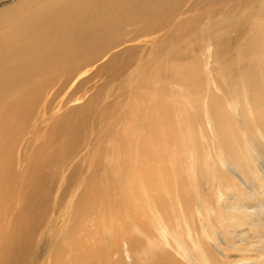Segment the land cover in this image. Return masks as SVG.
Listing matches in <instances>:
<instances>
[{
  "label": "bare ground",
  "instance_id": "1",
  "mask_svg": "<svg viewBox=\"0 0 264 264\" xmlns=\"http://www.w3.org/2000/svg\"><path fill=\"white\" fill-rule=\"evenodd\" d=\"M201 2L202 0H0V209L4 210L0 214V233L3 231L2 220H4L6 214L9 215L15 197L19 198L18 206L20 205V209L16 213V224L12 226L9 238L0 246V264H36L39 255V250H36V248L41 247L38 246L40 245L39 243L42 240L45 241V232L52 226L49 225V223L52 224V217L48 216V213L51 212L49 201L54 191V181L60 175H64L67 168H71L73 172L68 176L66 182L73 183L74 185L84 183V185H87L86 189L96 188L98 177L93 173L92 177L87 178V181L83 182L82 179H78L79 181L77 180L76 183L75 179L84 164H88L89 166L95 165L94 171L96 173L99 166L104 163L103 174L100 177L103 185L107 181L114 187H117L120 181H122V174L114 175L115 170L117 171L115 168L117 165L119 168L121 165L131 166V162L130 160H125L124 162H120V160L116 161L118 158L115 160L116 151L113 145L106 143L104 148H98L101 153H97L99 150L95 151L93 156H100V159L94 162L93 159L90 161V154L88 157H85L81 153L82 138L87 143L92 144L93 141L97 143L96 140L104 137L101 134V123L107 118L112 117L114 119L119 116V105L122 103V100L119 98L109 102L103 101V98L101 99L99 94H95L90 97L84 106L73 110L75 111L74 118H70L73 111L69 113V116L65 113L56 117L49 126L46 144L38 148L37 152L34 153L32 163L28 162L25 167L21 168L25 172L19 175L16 174L15 170L16 153L18 151L19 153L24 152V148L21 147L23 142L19 145L18 143L22 139L21 135L25 136L27 134V132H23L27 130L30 122L33 130H39L41 124L48 122L45 118L49 112L53 111V104L58 97L64 94L65 96L67 95V99L71 100L92 82L94 76H96L95 73L98 72L97 70L90 73L94 68L96 59H98V63V61L107 56L106 53H110L113 48L122 44L120 37L135 33L132 37V40H135L138 34H146L147 32L153 34L146 35L147 37L151 36V40L148 41L151 44V50H146L148 46L144 45L143 49L140 50L141 56L139 58L138 55L135 56L137 59H134L133 62L135 61L137 68L134 67L133 69L131 63V80L129 81H131V88L135 83H142L143 90L145 89L144 85L148 89L152 84L157 85L158 90L160 89L159 91L156 89L158 92L166 91L168 86H182L183 82L189 79L187 72L185 75L181 74L179 66L175 70L174 62L180 61L176 53L181 52L179 43H177L178 40L185 39V34L191 38L196 36L200 38L203 35L208 36L207 47H205L201 54V57L205 58L207 62L203 67L201 66L202 71L205 72L206 83L201 79V72H198L197 61L191 67L190 76H193V85L200 90V93L197 91V95H194L197 100L195 106L198 110L201 109L199 114L204 113V117L199 118L209 128L207 133L211 132L212 135H215L214 138L220 141L216 151V162L220 163V165L217 166L211 163L213 159L210 162L212 152L208 150V134L206 133V129L202 128L199 130L200 137L205 141L204 150L199 151L197 147H190V143H188V148L186 147L187 149L183 155L181 153L183 149H180L183 148L181 147L183 139H181L179 146L178 142H180V138H178V133H173V135L175 133L177 135V137L176 135L172 137L174 139L173 143H171L172 139L170 140L169 128V134H165L167 124L164 116L171 112L170 109L168 110L165 107V103L162 101V103L157 102L154 105L152 100H149V105L148 103H145L144 106L136 104L137 110L141 108L147 112L142 125L145 123V125L156 126L153 131L159 134H155V136L154 134H145L144 138L139 137L140 135L135 136L133 138L135 140L137 138L138 141L131 142L128 137L124 136L131 129V116L128 114L130 118L125 116V120H120L123 118L119 117L117 122L114 121L113 131L122 133V139L127 140V144H124V148H127L126 152L130 153L131 146H133L137 152L141 153L143 157L142 163L147 165L143 170L137 169L135 166L130 169L134 174L132 177L131 195L135 198L133 201L141 203L140 206L137 204L134 210L137 213L139 208L143 209L145 213L142 215H146L145 219L149 222L147 228L151 230L150 224L152 223L159 236L161 246L164 248L171 247L187 264H262L263 261H259V258L255 254H249L250 252L246 254H234L236 252H243L238 248L235 238L239 236L237 231L246 224L238 219L236 215H223L225 214L223 212L225 211L224 208L229 206L224 204L223 210H221L222 206L218 201L219 194L217 193H221V191L217 189H221L223 185V188L227 187L228 181L227 179L225 180V175L221 170L227 171L233 168L237 172L240 171L242 176L238 177L245 186L246 183L250 184L253 180L259 178L261 172L264 173L263 170L258 168L259 164L261 165L262 163L264 165V48L260 47L258 49V56L252 58L250 64L247 63L248 60H243L241 66H243L242 71L244 73L242 76L235 74L232 78L226 79L224 74H222L226 72L224 69L220 70L222 72L220 74L224 77L227 85L224 93L227 97L234 99L237 106L240 99L239 96L244 92L245 111L241 110L242 106H240L241 109L237 107L233 108V105L228 100L233 113L239 116V119H236L239 126L250 125L258 132L255 138H250L252 136L248 132L250 129L242 131L240 128L243 137L244 135H249V137H246V140L244 139V147L246 148L244 155L249 156L250 160L245 159V156L239 153L238 147L241 143L237 141L236 134L228 132L227 128L229 121H231V116L227 110L223 109V100L218 98L217 94L215 96L211 93L212 87H214L212 81H215V79L211 78V75L214 76L216 70L214 71V69L209 67V60L213 58L212 47L216 46V50L220 48L225 43L224 41L228 40L230 33L241 34L243 39L249 41L247 39L248 34L257 35L262 30L264 22H259L255 17L251 19V16H264V0H210V7L205 14L196 13L193 17L185 19L183 15L188 11L192 13L200 10L195 8ZM254 6H257L258 9L250 17L246 13L242 18L236 16L234 19H229L223 24H221L223 21L218 19V24L221 25L214 28L212 32L207 30L203 34V27L211 24L216 16H220V18L224 17L226 12L234 10L235 7H244V10H247ZM181 27L184 28L180 29ZM126 28H128V31H126ZM218 30H223L222 34L215 33ZM162 31L164 35H162ZM231 45L232 42L226 46L229 49ZM160 50L161 55L164 54L163 61L166 62L169 57L173 59L171 62H166V69L164 62L162 66L158 62ZM219 54L220 52H217V58ZM115 60L116 56L112 58V63L108 65L112 67ZM224 60L228 63V60ZM152 66L164 68L166 73L164 71L162 74H155L153 78L151 76L147 77V75L153 72ZM99 69L101 72L110 68L104 65ZM236 69L237 71L240 70L238 66H236ZM216 73L218 72L216 71ZM201 81L205 83L204 87L201 86L203 84ZM86 90L88 91L89 88L87 87ZM143 90L142 92H145ZM240 90H243V92H240ZM134 95L137 97L136 94ZM180 95L183 97V94ZM81 98V96L77 97L76 100H80ZM200 98L204 99L203 103ZM133 99L135 100L136 98L133 97ZM175 101V103L178 102L177 99ZM143 103L141 104L143 105ZM97 104L100 106L98 114H96ZM186 104L183 106H173L176 110L173 109L170 121L175 123L176 120L177 123H180L183 118V122L191 120L192 115L188 114L191 111L195 112L197 110L189 102L190 106ZM187 106L188 108L190 107V112L188 109L185 111V107ZM203 106L204 109H202ZM81 111H83L81 117H75V114ZM174 111L176 112L174 113ZM178 111L185 115L179 120V116H177L179 114ZM197 117L194 118L197 119ZM213 122L216 124L215 128ZM153 131L151 130L150 132ZM137 132L138 130L136 129L135 135H137ZM185 134L192 136L195 142L193 137L195 131L191 129L184 133V136H181V138H186L187 140L188 137ZM142 138L145 141L142 142ZM169 140L170 145L167 144ZM189 140L192 141V139ZM30 141L33 142L34 139ZM170 146L176 148L170 150ZM167 147L168 152L166 151V155L168 154L169 159L165 160L161 158L164 155L162 150H166ZM105 148L106 150L109 148V154L103 159L104 156L102 154L105 152H102V149ZM154 152V157H157V159H148V157L150 158L148 155ZM25 159H27L26 155ZM151 160L155 163L156 168L154 169L149 167ZM185 162L187 165L181 167L185 169V174L180 175L182 174V169L175 167L184 166L182 164ZM72 164L73 167H71ZM167 164L172 165L173 169H175V172L174 170L171 173L169 172L171 175L164 169ZM30 166H32V173L28 178L25 174L29 171ZM151 170L158 172L153 180L158 178L159 181L155 183L150 179L151 182L146 186L143 177L149 175V171ZM235 171H233V174H235ZM137 174H139V180H135L138 177ZM250 174H255V176ZM178 175L181 176L180 179L177 177ZM62 179H65V177L63 176ZM213 189H216V191ZM142 190L150 194L145 195L150 199L145 200L141 195ZM108 191H110V188ZM108 191L106 188V193H109ZM177 192H182L181 196L180 193L177 196ZM205 192L208 195L211 193L212 198L216 197L219 209L211 207V200L210 198L207 199ZM85 197L84 193L80 200H77L78 204L74 207L76 214L80 218H82L83 211V213H86V216L89 213L93 215V212L99 206L91 203L87 207L88 210L85 211L82 205L86 200ZM189 197L194 198L193 210L188 205ZM124 200L125 204L126 201L128 204L126 197ZM152 203H155V207H153ZM81 206L83 207V211L81 210ZM108 206H113L111 201H108L105 208ZM71 209L72 207H70ZM110 210L113 211V209ZM59 211L56 214H59ZM77 215H73L75 220L77 219ZM237 215L239 216V214ZM86 216L85 219H91L89 227H94L96 231L98 227L95 223V218ZM148 217L150 220L147 219ZM239 217L241 218V216ZM194 224H199L201 231L196 232L192 227ZM209 228L211 233L215 235H219V232H217L219 228L231 234L227 245L232 247L231 250L234 253L224 254L222 258H225L226 261L217 255L210 257L211 260H209L206 250L202 248L205 243L209 244L210 242V239L203 232H208ZM79 230L83 231L82 228ZM105 231L107 232V229ZM147 236L143 232V237L147 238ZM196 236H199V238H196ZM149 237L151 236L149 235ZM75 238H77L75 235H70L69 237H65V239L56 237L54 241L52 240L54 247H51L50 243L51 248L48 247V244H45L46 247L44 248H50L51 250L49 258L48 260L46 259L45 263L59 264V259L70 254V251L68 253L65 251L64 246L66 243L75 240ZM107 239L110 242L111 250H113L115 243L111 242L110 236H107ZM37 240L38 245L35 244ZM145 241L147 242V240ZM149 241L148 251H153L152 248H159V244H151L152 240L148 239ZM200 242L202 246H200ZM192 248L197 249L198 256L193 254ZM138 254L140 255V253ZM143 255H148V252L144 250ZM139 257L141 258V256ZM62 260L63 263L61 264H64L65 259ZM78 260L72 264H80Z\"/></svg>",
  "mask_w": 264,
  "mask_h": 264
},
{
  "label": "rangeland",
  "instance_id": "2",
  "mask_svg": "<svg viewBox=\"0 0 264 264\" xmlns=\"http://www.w3.org/2000/svg\"><path fill=\"white\" fill-rule=\"evenodd\" d=\"M209 4H210V0H202V2L199 4V6L195 8V9H200L199 11L192 12V13H189V11H188L183 16L185 17V19H189V18L193 17L194 15H196V13L197 14H205L210 7ZM217 7H219V6H217ZM244 9H245L244 7H242V8L235 7L234 10L226 12L224 17L220 18V16H216V18H214V20L211 22V24H209L206 27H203V30H202L203 34H205V32L207 30L209 32H212V30L214 28H216L218 25L225 23L229 19L232 20L236 16L237 17L240 16L242 18V17H244L243 16L244 14L246 15V13H248L249 17H250L253 12L257 11L258 7L254 6V7L247 9V10H244ZM263 11H264V8H263ZM254 17L259 22H264V16L252 15L251 19H253ZM218 19L223 21V22L221 24H218V22H219ZM183 28L184 27H181L180 29H183ZM126 31H128V28H126ZM222 32H223V30H218L215 33H221L222 34ZM147 34L151 35L152 33L147 32L146 34H144V33L138 34V36L136 37L135 40H132V37L135 35V33L130 34V35L127 34V35L120 37L122 44L113 48V50L110 53H108L109 55L106 53L107 56H105V58H103L101 60L99 59L100 61H98V63H97L98 59H96V61L94 62V68L90 73H93L94 71L96 72L97 70H98V72L95 73L96 76H94V79L92 80V82L86 86V88L87 87L89 88L88 91L86 90V88L83 89L85 91L82 90L80 92V94L79 93L77 94L78 96L76 95L71 100L67 99L68 98L67 95L66 96L64 94L61 95L60 97L57 98L56 102L53 104V108H52L53 111L49 112L47 117L45 118L46 120H48V122L46 123L47 125L41 124V126L39 127V130L38 129L33 130V127H31V122H30L27 130H25L23 132V133L27 132V134L25 136L21 135L22 139L20 140L18 145L23 142L21 147L24 148V152H23L24 154L19 153V151L16 153L15 170H16V174H18V175L20 173L25 172L24 169H21V168L25 167L28 162L30 164L32 163L34 153L37 152L38 148L43 146L44 144H46V141L48 139L49 126L51 125L52 121L56 117H58L59 115L65 114V113H67V116H69L70 112H72L75 108L84 106L86 104V102L90 99V97L95 95V94H99L101 96V99L103 98L102 99L103 101H109L110 102V101L115 100L117 98L122 100V103H120V105H119V112H118L119 116L115 117L114 119L112 117H110L109 119L107 118L105 121H103L101 123V134H103L102 136H104V137L100 138L99 140H96L97 143H95V141H93L92 144L87 143V141H84V139L82 138L83 142H82V148H81L82 152L81 153H83V155L85 157L86 156L88 157V155L90 154L89 155V158H91L90 161H92V159H93V162H94V161L100 159V156H98V157H96V155L93 156V154H95L94 152L98 151L99 150L98 148H100V147L104 148V145L107 143L108 145H113V147H115V151H116V154L114 156L115 160L118 158L116 161L120 160V162H124L125 160H130L131 166H126V165L120 166L119 165L120 166V168H119L117 165V167L115 168V169H117V171L115 170L114 175L122 174V181H120V183L117 185V187H114L111 183H109L107 181L104 183L105 185H103L102 182L100 181V177L103 174V170H104V166H105L104 163H102L99 166V168L97 169L98 172H96V173L94 171L95 165L89 166L88 164H84L83 167L80 168L79 175L75 179L76 183H77L78 179L79 180L82 179V181L85 182V181H87V178L89 179L90 177H92V175L94 173V175L96 174V177H98V181H96V183H97L96 188L86 189L87 185H84V183H82L81 185H79V184L74 185L73 183L66 182L68 176L71 174V172H73L71 168H67V170L65 171V174L62 176L60 175L58 177V179H56L54 181V185H55L54 189H53L54 191H53V194H52L50 201H49V205H50V209H51L50 211L52 213L51 212L48 213V216L52 217V218L50 217L52 224L49 223V225H52V226H50L52 228L49 227L48 230L45 232V235H46L45 241L44 240L41 241L39 239V241H41L39 243L40 245H38V240L35 243L38 246H41V247L43 246L42 248L41 247L36 248V250H39L38 251L39 255H38L36 264H42V263L48 264V262L47 263H45V262L49 258L48 256H49V253L51 251L50 248L54 247L53 241L56 239V237H60L61 239H65V237H69L70 235H75V236H77V238H75V240H72V242L70 241V242L66 243V245L64 246L65 251H67V253L70 251L69 252L70 254L59 259V264L63 263L62 259H65L64 264H72L73 262L76 263L78 259H80V260H78V263H80V264H109V263L110 264H187L186 262H184V259L179 254H177L171 247L164 248L161 246V243L159 242V236L157 235V232L155 231L151 222H150L151 223L150 224L151 230H149L147 228V226L149 225V222L145 219L146 215H142L145 213L143 211V209L139 208L140 213H141L140 215H139V210L137 213L134 210V208L137 207V204H139V206H140L141 203L133 201V200H135V198L131 195V190H132L131 187L133 185L132 177L134 174H133L132 170H130V169H132V167L135 166L137 169L143 170L147 167V165L142 163L143 157H142L141 153L137 152V150L134 149L133 146H131V152L130 153L126 152L127 148L125 149L124 147L127 144V140L122 139V133H117L116 131H113V126H114V121L117 122L118 121L117 119L119 117L123 118L120 120H125V118L129 114L131 116V119H130L131 120V129L128 130V134L124 135L125 137H128V139H130L131 142H133V141H138L137 138H136V140H135V138H133L135 136L137 137L140 135L139 137H143V138H144L145 134H154V136H155V134H159V133H155V131H153V130H155L156 126L145 125V123L142 125L144 117L147 114V112L141 108H140V110H137L136 104L137 105L139 104L138 106H140V105L144 106L145 103H148V105H149V102L152 100V103L155 105L157 102L162 103V101H163L165 103V107L168 110L169 109L171 110V112H170L171 115L168 114V115L164 116L165 122L167 124V126L165 127V134H167V135L169 134V132H168V128H169L170 129V136H171L170 140H171L172 137H175L174 135H176V133H178L177 134L179 136L178 138H180V142H178L179 146L181 144V139H183V144L181 145V147H183V148H180L183 150H181L182 152L181 151H179V152L183 153V155H184V153H185L184 151L188 148V143H190V147L195 146V147H197V149L199 151H203L204 150L203 148H205V145H204L205 141L202 139V137H200L199 130L202 128L206 129V133H207V130L209 131V128H207V125L199 118V117H204V113L199 114L201 109L198 110L196 108L195 102L197 100L195 99L194 95L195 96L197 95V91H198V93H200V90H198V87H195L193 85L194 80H193V76L192 77L190 76V73L192 71L191 67L194 65V62L197 61L198 72L199 71L201 72V74H200L202 77L201 79H202V81H205V83H206V76H204L205 72L202 71L201 68L207 62H206L205 58L201 57V54L204 51L205 47H207V43L209 41V38L207 35H203L200 38H199V36L191 38L190 36H187L185 34V36H184V37H186L185 39L178 40L177 43H179V47L181 49V52L176 53L177 56H179L180 61L174 62L175 70H176V67L179 66L181 69V74L185 75L187 72V76L189 79L188 80L186 79V81L183 82L182 86L181 85L168 86L166 88V91L168 90L167 92L166 91L158 92L160 89L158 90L157 85L152 84L151 86H149V89L147 88V86L144 85L145 89L143 90L142 89V87H143L142 83H139V84L135 83L134 86L131 88V81H129V80H131V63H132L133 69H134V67L137 68L135 61L133 62L134 59L135 60L137 59L135 56L138 55V58L141 56L142 53L140 50L143 49L144 45L148 46V48L146 50H148V49H149V51L151 50V48H150L151 44L148 42L151 40V36L147 37L146 36ZM162 35H164L163 31H162ZM247 39L249 41H246L245 39H243L241 37V34H237V33L235 34L234 32L230 33L228 40H225L224 41L225 43H223L222 46H220V48H217V50H216V46L212 47L213 58L209 60L210 61L209 67L214 69V71L216 70L218 72V73H216V71H215L214 76L211 75V78H213V80L215 79V81H212V85L214 87H212L211 93L215 96L217 94L218 98L223 100V102H222L223 109L227 110L229 112V115L231 116V121H229V125L227 128L228 132L229 133L232 132V133L236 134V136L238 138L237 141L239 143H241V145L238 147V151L243 156H245L244 153H246V148L244 147V141L246 140V137H249V135H244V137H243L242 133L240 132V128L242 131L250 129L251 131L250 130L248 131L252 135V136H250V138L251 137L255 138V136H257L258 132L255 130L254 127H252L250 125H245L242 127L239 126V123L236 120V119H239V116L237 114L233 113V110H232L231 106L229 105V101L233 105V108L234 107H237L238 109L242 108L241 110L245 111V109H246L245 99L243 97L244 92H243V90H240V92H243V94L241 96H239L240 99H239L238 106H237L234 102V99L227 97L224 93V89H226V86H227L226 82L224 80V77L226 79H229V77L232 78L233 75H235V74L242 76V74L244 73L242 71L243 66H241L243 60H245V59L248 60L247 63L250 64L251 59L258 56V54H257L258 49H260V47L262 49L264 48V27L262 28V30H260L257 33V35H254L252 33L248 34ZM252 39H256V40H252ZM231 42H232V45L228 49L226 45L231 43ZM175 46H176V44H175ZM175 46H173V47H175ZM217 52H220V54L218 55V58L216 57ZM158 53H159V51H158ZM115 56H116V60L114 62V65L112 67H110L108 64L112 63L111 60ZM163 58H164V54L161 55V50H160L158 62L160 63V66H162V64L164 62L165 69H166V67H167L166 62L167 61L171 62V61H173V59L171 57H169V58H167V61L165 62V61H163ZM131 59H132V61H131ZM224 59L228 60V63ZM104 65H107L108 68H110V69L100 72L99 68L104 66ZM236 66H238L240 68L239 71H237ZM152 68H153V72L151 74L147 75V77L151 76L153 78V77H155L154 76L155 74H162L164 71L166 73V70H164V68L161 69V67L158 68V67H154V66H152ZM221 69H224V71L226 73H222L220 71ZM220 73L224 74V77H222V74H220ZM205 83L201 84V86L204 87ZM201 86H199V88L202 89ZM216 86H217V88H216ZM151 89H153V90H151ZM142 90L145 91L146 93L142 92ZM135 91H137V92H135ZM82 92H84V93H82ZM134 94H136L138 98ZM142 94L144 95V97ZM180 94H183V97ZM140 95H141V98H140ZM146 95L148 96V99H147ZM178 95H179V97L177 98ZM80 96L82 98L80 100H76V98L80 97ZM108 96H110V97H108ZM175 96H176V98H174ZM133 97L138 99V100L135 99L136 100L135 101L133 99ZM142 97L144 100L142 99ZM184 97H185V99H183ZM227 98H229V99H227ZM176 99L179 102V104H177L178 102L175 103ZM141 100H143V101H141ZM184 100H186V101H184ZM200 100L202 103L204 102L203 98H200ZM188 102L190 105L194 106V108L197 110L195 112L191 111V113H189L191 110L190 107L189 108H188V106L185 107L186 108L185 111L187 109L188 110L190 109L188 112L189 114L187 113L188 115H192L191 120H189L190 122L189 121L183 122L184 118L180 123H177L176 120H175V123L173 121H170L173 109L176 110L175 108H173V106H183V105H185V103H187L186 105H189ZM141 103H143V105ZM101 106H102V104H101ZM120 106H121V108H120ZM240 106H242V107L240 108ZM253 106L255 109L254 102H253ZM230 108H231V110H230ZM202 109H204V106ZM96 110H97L96 114H98V112L100 111L99 104H97ZM74 112L75 111H73V113L70 115V118L71 117L74 118ZM175 112L176 111H174V113ZM178 112H179V114L177 116H179V118H178V120H179L180 118L184 117L185 115H183L182 112H180V111H178ZM82 114H83V111L78 112L75 114V117H77V118L81 117ZM130 116H128V118H130ZM196 116H198L197 119H195ZM158 117H159V115H158ZM169 125H170V127H169ZM213 125L215 128L216 127L215 122H213ZM136 129L138 130L137 135H135ZM191 129L193 131H195V135L193 136L195 139V142L193 141L192 136H189L186 134H185L186 137H188L187 140H186V138L185 139L181 138L182 135L184 136V133L188 132ZM149 130L150 131L152 130L154 133L150 132ZM171 130H172V132H171ZM180 131H181V133H179ZM174 132H176V133L173 135ZM255 132H257V133H255ZM177 135H176V137H177ZM214 136L215 135H212L211 132H209L208 139H207V143L209 145L208 150H210L212 152V157H210V162L213 159V161L211 163L219 166L220 163L216 162L217 161L216 151L218 149L220 141H219V139L214 138ZM131 138H133V139H131ZM143 138H142V142L145 141V139H143ZM178 138H176L177 141H179ZM31 139H34V141L31 142L30 141ZM189 139H192V141ZM170 140L167 141L168 145H170L169 144ZM173 140L174 139H172L171 143H173ZM177 141H175V142H177ZM24 144H25V146H24ZM131 145H132V143H131ZM179 146H178V149H179ZM172 148H173V146H170V150H172ZM174 148H176V147H174ZM88 150H90V151H88ZM103 151L105 153L102 155L104 156L103 159H105L106 156L109 154L108 153L109 148H107V150H106V148L102 149V152ZM166 151L168 152V147L166 150H162V152H164L165 156L163 155L161 158L168 160L169 156H167L168 154L166 155ZM117 152H119V153H117ZM97 153H101L100 150ZM154 154H155V152L152 154H149L148 156H150V158L148 157V159H153V158L157 159V157H154ZM25 155H26L27 159H25ZM130 156H132V157H130ZM17 158H18V160H17ZM244 158L249 159V156H245ZM23 162H25V163H23ZM182 165H184V166H176L175 168L180 169L181 167H185L187 164L185 162ZM71 167H73V164L71 165ZM149 167L151 169L156 168L155 163L152 160H151V163L149 164ZM258 168H260L261 170L264 171V165L262 163H261V165L259 164ZM31 169H32V166L29 167V171L27 172V174H25L28 178L30 177V174L32 173ZM164 169L168 173L169 172L171 173L172 170H174V172H175V169H173L172 165H170V164H167ZM184 170L185 169L183 168L182 174H180V175L185 174ZM232 170L235 171L233 168L228 169L227 171L221 170V172L224 173V175H225V180L227 179V181H228V182L227 181L226 182H227V187L229 186V188H227V187L223 188V186H224L223 185L221 189H217V190L221 191V193L217 192L219 194L218 195V198H219L218 201L220 202V205L222 206V209L220 208L221 210H223L224 204L229 206L227 208L226 207L224 208L225 209V211H223L225 213V214H223L224 216L225 215H230V216L236 215L238 219L242 220L246 224L237 231L239 236L235 238L237 241L238 248H240L241 251H243V252L234 253V251L231 250L232 247L227 245L229 243L228 240H229V237H231V234H229L226 230L224 231V229L222 230L220 228L217 231V232H219V235H215V234L211 233L210 228L208 229L209 230L208 232L203 231L204 234L206 235V237L210 239V242H209V244H206L204 242L205 243L204 246H202V244L200 242V246H202V248H204L206 250L207 257H209V260H211L210 257H212L214 255H217L220 258H222V257H224V254H229V253L246 254L247 252H250L249 254H255L259 258V261L260 260L263 261L262 264H264V173L261 172V175L259 178L253 180V182L250 184L246 183V186H245L244 183L242 182V180L239 178L240 176H242L240 171H238V172L235 171V174H236L235 175V174H233ZM157 174H158L157 171L154 172L153 170H151V171H149V175H145L143 177V179H145L144 182H145L146 186H148V183H150L151 180L154 181L155 183H157L159 181L158 178H155L153 180V178ZM250 175L255 176V174H250ZM63 176L65 177V179H62ZM137 176L138 177L135 180L140 179L139 174H137ZM177 177H179V179H180L181 176L178 175ZM226 182H224V183H226ZM224 183H222V184H224ZM233 183H235L236 185ZM105 186L107 188V191L110 188V191H108L109 193H106ZM112 187H113V189H112ZM213 190L216 191V189H213ZM182 192H177V196L179 195V193L181 196ZM84 193H85V196H86L85 198H86L87 202L85 200L84 204H82V205L85 208V211L88 210L87 207L91 203L94 205H99V206L97 207L96 211L93 212L95 214V215L93 214L94 216L92 215V213H89L88 216H86V213H83L84 212L82 209L83 207L81 206V210L83 211L82 212L83 215H82V218H80V216L76 214V209H74V207L76 204H78L77 200L78 199L80 200L81 196H83ZM87 195H88V197H87ZM141 195L145 198V200L150 199L149 197L145 196V195H150V194L144 192L143 190L141 191ZM205 195L207 196V199L210 198L211 203H212L211 207L219 209V207L217 206L216 197L212 198L211 193L208 195L206 192H205ZM125 197L128 200V204H127V201L125 204V200H124ZM18 201H19V198L15 197L9 215L6 214L4 216V220H2L3 221V224H2L3 231H2V233H0V246L7 238H9L11 231H12V226L16 224V220H17L16 213L20 209V205L18 206V204H19ZM108 201H111L113 206H108L105 208V206L108 204ZM152 204H153V207H155V203H152ZM188 205H190V207L192 208V209L190 208L191 210L194 209V198L189 197ZM191 205H193V206H191ZM70 207H72L71 210H70ZM59 209H61V210L59 211ZM110 209H113V211ZM2 211H4V210L0 209V214ZM57 211H59L58 212L59 214H56ZM72 213L74 216L77 215L76 220H75V217L72 215ZM237 214H239V216H241V218ZM85 216L95 218V223L98 227L96 231H95L94 227H89V221L91 219L86 218L87 219L86 220ZM73 218H74V223H73ZM147 219L150 220L149 217ZM102 226H103V228H102ZM17 227H20V226H17ZM192 227L194 228V230H196V232L201 231V227L199 226V224H194ZM80 228H82L83 231H80L79 230ZM83 228H85V229H83ZM106 229H107V232L105 231ZM138 230H140V231H138ZM64 231H65V233H64ZM143 232H145L146 235H148L147 238L143 237ZM67 233H68V235H67ZM201 234H202V232H201ZM90 235H91V237H90ZM149 235L151 237H149ZM80 236H83V237H80ZM107 236H110L111 242L113 241V243H115L116 248L114 247L113 250H111L110 242L108 241ZM153 236H155V237H153ZM144 238H146V239H144ZM196 238H199V236H196ZM148 239L152 240L151 244H153V243L157 244V245L159 244V248L158 247L152 248L153 251H150V250L148 251L147 250L148 244H150V241L148 242ZM145 240H147V242ZM74 241L76 244L74 243ZM80 242L82 243L81 245H80ZM50 243L52 245L51 247H50ZM73 243H74V245H73ZM45 244H48L49 245L48 247H50V248H44V247H46ZM144 250H146L148 252V255H146V256L143 255ZM192 251H193V254L195 256H198L196 248H192ZM149 252H151V253H149ZM138 253H140V255ZM112 254H114V255H112ZM138 255L141 256V258ZM80 256H81V258H80ZM145 257H146V259H145ZM150 257H151V259H149ZM222 259L224 261H226L225 258H222ZM49 262H50V260H49Z\"/></svg>",
  "mask_w": 264,
  "mask_h": 264
}]
</instances>
